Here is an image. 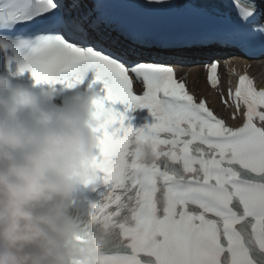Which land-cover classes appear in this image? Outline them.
Here are the masks:
<instances>
[{
	"label": "snow or ice",
	"instance_id": "1",
	"mask_svg": "<svg viewBox=\"0 0 264 264\" xmlns=\"http://www.w3.org/2000/svg\"><path fill=\"white\" fill-rule=\"evenodd\" d=\"M87 7L0 0V52L37 85L71 88L89 69L103 84L93 102V115L107 116L96 130L94 190H107L89 218L108 241L98 264H264V87L245 72L227 95L218 88L220 55L264 58L255 24L264 13L236 0V27L205 42L230 50L210 52L206 67L221 103L240 114L232 127L177 79L166 54L107 44L85 23L91 10L80 16ZM143 109L151 121L134 126Z\"/></svg>",
	"mask_w": 264,
	"mask_h": 264
},
{
	"label": "clouds",
	"instance_id": "2",
	"mask_svg": "<svg viewBox=\"0 0 264 264\" xmlns=\"http://www.w3.org/2000/svg\"><path fill=\"white\" fill-rule=\"evenodd\" d=\"M0 71V264H98L106 233L73 208L98 175L91 86L36 88ZM151 159V157H149Z\"/></svg>",
	"mask_w": 264,
	"mask_h": 264
},
{
	"label": "bare ground",
	"instance_id": "3",
	"mask_svg": "<svg viewBox=\"0 0 264 264\" xmlns=\"http://www.w3.org/2000/svg\"><path fill=\"white\" fill-rule=\"evenodd\" d=\"M179 75L187 74L186 79L189 88L197 95V97L205 96L214 109L217 111H222L219 105L220 93L219 90L211 91L206 87L204 82L203 73L199 66H193L187 69L181 70ZM249 72L256 77L257 82L261 87H264V67L262 64H257L256 62L252 64ZM226 80H229L228 78ZM221 89V88H220ZM223 90V89H222ZM224 92V90H223Z\"/></svg>",
	"mask_w": 264,
	"mask_h": 264
}]
</instances>
